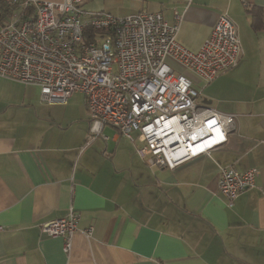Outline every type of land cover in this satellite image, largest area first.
Here are the masks:
<instances>
[{
    "label": "crops",
    "instance_id": "crops-1",
    "mask_svg": "<svg viewBox=\"0 0 264 264\" xmlns=\"http://www.w3.org/2000/svg\"><path fill=\"white\" fill-rule=\"evenodd\" d=\"M83 6L120 15L160 11L169 23L177 12L178 40L193 50L228 13L243 55L199 83L198 101L236 114L237 129L210 154L175 168L150 167L118 147L108 152L106 126L88 141L86 97L72 101L73 93L66 104H48L38 85L0 76V264H264V0ZM221 165L260 171L233 204L217 189ZM71 208L80 217L68 253L63 237L43 234L41 225ZM90 228L88 236L83 230Z\"/></svg>",
    "mask_w": 264,
    "mask_h": 264
},
{
    "label": "built area",
    "instance_id": "built-area-1",
    "mask_svg": "<svg viewBox=\"0 0 264 264\" xmlns=\"http://www.w3.org/2000/svg\"><path fill=\"white\" fill-rule=\"evenodd\" d=\"M0 27V76L38 85L40 99L66 104L75 92L86 97L88 141L114 126L135 144L148 166H176L222 147L237 129L236 114L205 106L189 75L166 59L210 82L235 67L243 55L237 26L224 12L196 49L178 40L181 18L169 23L160 11L127 15L93 11L84 0H11ZM214 122V123H213ZM105 137V136H104ZM258 167L244 171L221 165L217 189L234 201L255 186ZM79 213L41 225L63 237L70 252ZM1 228V226H0ZM90 229H84L91 235Z\"/></svg>",
    "mask_w": 264,
    "mask_h": 264
},
{
    "label": "rangeland",
    "instance_id": "rangeland-1",
    "mask_svg": "<svg viewBox=\"0 0 264 264\" xmlns=\"http://www.w3.org/2000/svg\"><path fill=\"white\" fill-rule=\"evenodd\" d=\"M166 61L176 69V72H182L186 75H189L191 77V79L194 81V85L196 87L199 86V83H202L201 81H203V80L196 73L190 71L189 69L185 70L181 65H179L176 61H174L171 58H167ZM84 98H85V95L83 93L76 92L73 94V96L70 99L72 101H74V100L83 101ZM200 103L203 104V102L201 100H200ZM115 132L117 133L119 131H117V129H115L114 127H112L110 125H107L105 130H104V134L109 135V137H110V139L107 142V145H108L107 151L111 152L112 150H114L118 147V151L120 154H123L127 157L131 156L137 162V159H139L140 157L135 150V144L136 143H133L131 140H129V138H127V136L121 134L120 132L118 133L120 135V139L116 140V141L113 140V135L115 134ZM97 142H100V140H98ZM139 161H140V159H139Z\"/></svg>",
    "mask_w": 264,
    "mask_h": 264
},
{
    "label": "trees",
    "instance_id": "trees-1",
    "mask_svg": "<svg viewBox=\"0 0 264 264\" xmlns=\"http://www.w3.org/2000/svg\"><path fill=\"white\" fill-rule=\"evenodd\" d=\"M13 8L6 0H0V21L2 22L5 19L9 18Z\"/></svg>",
    "mask_w": 264,
    "mask_h": 264
},
{
    "label": "snow or ice",
    "instance_id": "snow-or-ice-1",
    "mask_svg": "<svg viewBox=\"0 0 264 264\" xmlns=\"http://www.w3.org/2000/svg\"><path fill=\"white\" fill-rule=\"evenodd\" d=\"M214 123V122H213Z\"/></svg>",
    "mask_w": 264,
    "mask_h": 264
}]
</instances>
